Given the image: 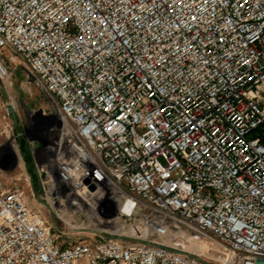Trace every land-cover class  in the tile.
<instances>
[{
    "label": "built area",
    "instance_id": "obj_1",
    "mask_svg": "<svg viewBox=\"0 0 264 264\" xmlns=\"http://www.w3.org/2000/svg\"><path fill=\"white\" fill-rule=\"evenodd\" d=\"M4 49L51 118L0 264H264V0H0L2 82ZM68 210L104 239L62 240Z\"/></svg>",
    "mask_w": 264,
    "mask_h": 264
},
{
    "label": "rangeland",
    "instance_id": "obj_2",
    "mask_svg": "<svg viewBox=\"0 0 264 264\" xmlns=\"http://www.w3.org/2000/svg\"><path fill=\"white\" fill-rule=\"evenodd\" d=\"M2 59L10 71V79L5 82L0 80V186L21 184L28 193V187L22 178L24 173H30L34 179L29 147L38 145L40 141L34 136V132L31 131L33 127L29 126V123L33 120L32 118L36 117V114L45 113L49 104L40 90L27 78L24 68L18 63L19 58L10 59L9 51L4 49ZM8 105L14 106L16 124L9 115H4ZM17 131L20 135H16ZM5 143V148L8 150L2 147ZM15 149L21 157L19 160L13 155ZM11 156L14 159L13 165H11ZM46 215H49L48 212ZM53 221L54 232L59 234L65 242L78 239H104L101 235L93 234L99 227L88 221L83 212L68 210L64 214H53ZM78 264H84L83 260Z\"/></svg>",
    "mask_w": 264,
    "mask_h": 264
},
{
    "label": "water",
    "instance_id": "obj_3",
    "mask_svg": "<svg viewBox=\"0 0 264 264\" xmlns=\"http://www.w3.org/2000/svg\"><path fill=\"white\" fill-rule=\"evenodd\" d=\"M6 110H7V113L9 115V117L13 120L14 124H16V114L14 112V108L12 107V105H8L6 107ZM37 118H51V117H49V116H42V115H37L36 114V117L35 118H32V119H37ZM25 133H26V131H25ZM16 135H20V132L17 131L16 132ZM5 146H6V143L2 145L3 148H5ZM11 158H12V156H11ZM13 164H14V159L12 158L11 159V165H13Z\"/></svg>",
    "mask_w": 264,
    "mask_h": 264
},
{
    "label": "bare ground",
    "instance_id": "obj_4",
    "mask_svg": "<svg viewBox=\"0 0 264 264\" xmlns=\"http://www.w3.org/2000/svg\"><path fill=\"white\" fill-rule=\"evenodd\" d=\"M12 107H14V106H12ZM31 131H33V130H31ZM6 149V148H5ZM6 150H8V149H6ZM13 155L14 156H16V158L19 160V154H18V150L17 149H15L14 151H13ZM22 164V163H21Z\"/></svg>",
    "mask_w": 264,
    "mask_h": 264
}]
</instances>
